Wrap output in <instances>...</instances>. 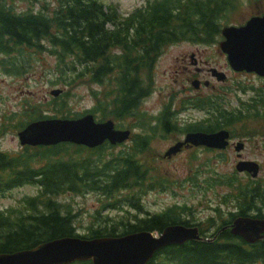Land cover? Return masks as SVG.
<instances>
[{
	"label": "trees",
	"instance_id": "1",
	"mask_svg": "<svg viewBox=\"0 0 264 264\" xmlns=\"http://www.w3.org/2000/svg\"><path fill=\"white\" fill-rule=\"evenodd\" d=\"M14 1L0 0V72L21 77L25 74L24 54L52 56L55 81L51 85L67 87L52 100L54 118H70L66 107L70 90L86 86L94 103L83 114H91L98 122L111 120L116 125L131 119L132 128L139 133L131 136L132 143L126 151L117 153L108 145L87 150L69 144L24 147L13 154L0 150V192L27 184L37 187L35 196L22 199L16 208L0 211V254L29 250L59 238L90 240L138 232L160 234L171 225H196L201 227L203 239H213L161 248L146 264H264L262 242L250 245L223 230L234 217H264L263 182L209 171L204 188H228L218 195L219 202L221 206L231 205L235 211L229 207L222 211L217 205L205 229L202 223L180 219L183 214L192 220L196 214L192 209L173 206L149 214L140 204L147 192L168 187L166 179L157 176L142 157L152 139L171 132H214L244 116L241 110L235 113L208 98L191 102L206 117L184 127L176 121L177 112L166 106L153 118L138 111L150 94L152 69L164 47L177 42L214 43L220 29L232 22L231 14L239 10L241 1L151 0L125 16L115 5H104L100 0H55L51 9L41 0L38 11L24 12L14 10ZM18 1L34 5L39 0ZM30 103L23 101L19 120L11 129L44 118L40 105ZM254 115H259L257 110ZM4 128L1 125L0 136ZM192 184L197 180L193 179ZM90 192L99 196L101 204L84 234L79 235L74 227L78 214L59 198ZM127 208L134 211L130 221H111L99 214ZM208 229L211 232L207 235Z\"/></svg>",
	"mask_w": 264,
	"mask_h": 264
},
{
	"label": "rangeland",
	"instance_id": "2",
	"mask_svg": "<svg viewBox=\"0 0 264 264\" xmlns=\"http://www.w3.org/2000/svg\"><path fill=\"white\" fill-rule=\"evenodd\" d=\"M147 1L151 0H100L104 5H115L124 16L144 6ZM240 1L239 10L231 14L232 22L226 26L239 27L250 17L264 15V0ZM44 2L48 4L49 9L55 7V0ZM41 3L39 0L37 4L29 5L16 0L13 7L16 12H24L28 9L38 11ZM221 39L219 35L214 43L208 45L177 42L164 47L152 69L150 94L143 99L138 111L153 118L167 105L170 111L177 112L176 121L180 127H184L186 124L198 122L204 118L205 112L191 105L194 97L196 100L213 98L214 101V96H223L222 101L217 102L218 104H223L235 113L241 110L244 116L227 127L228 146L221 152L204 147L182 146L175 153L165 156L169 148L182 142L184 134L171 132L162 137L157 135L152 139L142 157L157 176L166 179L168 187L162 191L158 189L149 191L142 196L140 204L143 212L154 214L173 206L186 207L196 214H193L192 220L188 215L183 214L180 215V219L190 220L191 224L202 223L205 228L206 220L215 216L213 208L220 204L218 195L228 191V188L221 186L204 188L209 171L231 174L235 172L234 168L240 161H251L259 166L256 178L264 179V110L261 108L264 104H260L264 100V79H257L252 73L231 71L224 54L218 47ZM23 62L25 74L21 77L7 76L0 72V128L1 125L5 126L4 133L0 136V150L12 154L22 150L16 135L26 123L20 129H11V126L19 120L18 115L21 113V108L23 109V101L28 100L30 104H39L44 118H54L52 100L57 96L52 97L49 92L53 89H62L60 84L51 85V82L55 81L53 74L55 60L52 56L43 53L39 56L31 54L27 57L24 54ZM215 74L224 75L226 81L218 82ZM195 82L197 87L193 86ZM243 85H246L245 91L242 90ZM66 88L62 89L63 92ZM247 90L254 93L246 92ZM70 91L66 106L69 109L70 118L74 115L79 116L93 107L94 101L86 86H79ZM250 95H254L252 98L257 96L261 101L254 107L255 110H250L254 103L246 107L249 109L246 111L243 104ZM256 110L260 115H254ZM247 113H249L248 116ZM11 114L15 116L9 120L7 117ZM133 122L131 119H125L118 122V126L115 122L113 124L117 129L130 130L132 135L138 132V129L132 128ZM131 143L132 141L129 140L116 146L112 152L126 151ZM237 147L241 149L236 150ZM196 168L202 169V175L199 174L196 186L193 184L181 186L184 178L192 175ZM237 174L240 179L248 178V175L243 172ZM36 193L37 187L32 184L0 192V211L16 208L22 199L35 196ZM98 197L96 193L90 192L59 198L60 201L70 204L73 212L78 214L74 227L79 235L84 234L91 217L95 215V211L101 204ZM228 207L235 211L231 205H224L222 208L226 210ZM99 214L107 216L111 221L119 219L130 221L134 211L128 208L103 210ZM210 232L211 230L208 229V233ZM153 235L156 237L158 234L153 233Z\"/></svg>",
	"mask_w": 264,
	"mask_h": 264
},
{
	"label": "water",
	"instance_id": "3",
	"mask_svg": "<svg viewBox=\"0 0 264 264\" xmlns=\"http://www.w3.org/2000/svg\"><path fill=\"white\" fill-rule=\"evenodd\" d=\"M223 40L219 49L234 71L254 72L264 76V16L252 17L243 26L225 27L221 30ZM219 81L224 75H217ZM197 87V82L193 84ZM60 90H51L57 96ZM129 131L114 130L111 121L95 123L91 115L77 119H46L32 122L17 133L21 146H50L70 143L95 148L107 141L111 145L124 142ZM228 133H187L182 143L169 148L165 156L178 151L183 145L224 149ZM237 146H241L237 144ZM241 149L237 147L236 150ZM236 170L246 171L255 177L258 167L252 162H239ZM232 235L240 236L248 243H264V219L237 218L227 226ZM213 239V238H212ZM198 236L197 228L171 225L158 237L150 232H138L120 237H103L90 240L59 238L40 244L29 250L0 254V264H71L90 261L91 264H146L154 253L164 247L180 245L187 241H208Z\"/></svg>",
	"mask_w": 264,
	"mask_h": 264
},
{
	"label": "flooded vegetation",
	"instance_id": "4",
	"mask_svg": "<svg viewBox=\"0 0 264 264\" xmlns=\"http://www.w3.org/2000/svg\"><path fill=\"white\" fill-rule=\"evenodd\" d=\"M255 77H256V76H255ZM256 78H257V79H264V78H258V77H256ZM245 87H246V85H245ZM246 92H250L251 94L254 93L253 91H250V90H247ZM246 92H245V93H246ZM252 96H254V95H250V96H248V99H246V100H247L246 103L243 104V105H245V107H250V106L253 105L254 103H255L254 106H256L257 103H259V102L261 101V99L258 98L257 96H256V98H252ZM251 108H252V107H251ZM261 108H263V107H261Z\"/></svg>",
	"mask_w": 264,
	"mask_h": 264
}]
</instances>
